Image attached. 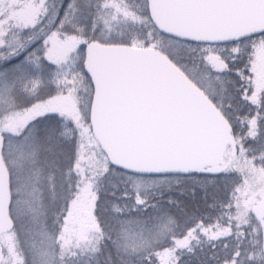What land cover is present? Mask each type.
I'll return each instance as SVG.
<instances>
[{
	"label": "snow or ice",
	"instance_id": "obj_1",
	"mask_svg": "<svg viewBox=\"0 0 264 264\" xmlns=\"http://www.w3.org/2000/svg\"><path fill=\"white\" fill-rule=\"evenodd\" d=\"M0 264H264V0H0Z\"/></svg>",
	"mask_w": 264,
	"mask_h": 264
},
{
	"label": "trees",
	"instance_id": "obj_2",
	"mask_svg": "<svg viewBox=\"0 0 264 264\" xmlns=\"http://www.w3.org/2000/svg\"><path fill=\"white\" fill-rule=\"evenodd\" d=\"M41 43H42V42H41ZM243 67H244V64H243V63L237 64V65H236V68H233V69H232V74H231L228 78H229L230 80H232V81L237 80V79H238V76H237L236 69H237V68H243ZM45 91L47 92L48 90L45 89ZM201 195H202V194H201ZM189 199H191V198H189ZM198 199H199V197H198ZM209 203H210V201H209ZM200 207H201V210H203V204H202V202H201Z\"/></svg>",
	"mask_w": 264,
	"mask_h": 264
}]
</instances>
